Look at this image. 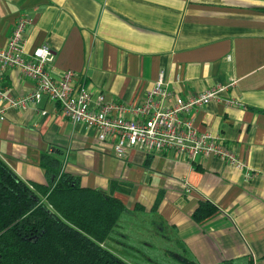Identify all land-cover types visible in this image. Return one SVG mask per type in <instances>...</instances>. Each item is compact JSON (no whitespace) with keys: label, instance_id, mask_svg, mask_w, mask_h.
Here are the masks:
<instances>
[{"label":"crops","instance_id":"0c3cea01","mask_svg":"<svg viewBox=\"0 0 264 264\" xmlns=\"http://www.w3.org/2000/svg\"><path fill=\"white\" fill-rule=\"evenodd\" d=\"M23 11L30 17L23 51L46 42L54 79L73 69L92 97L121 103L127 116H137L132 108L144 103L159 73L166 91L153 97L159 108L234 78L194 110V125L219 133L245 167L211 154L192 161L134 147L117 154L112 139H98L95 127L68 119L45 95L25 108L5 107L2 160L23 180L46 184L45 152L84 186L108 191L115 182L113 195L125 205L117 221L132 223L114 240L135 260L107 238L102 244L132 264L147 262L140 256L158 264H172L168 256L179 264H264V0H0V45ZM0 76L13 96L34 84L15 66ZM201 200L216 211L197 221L192 212ZM136 213L146 225L134 222Z\"/></svg>","mask_w":264,"mask_h":264},{"label":"built area","instance_id":"2783aa9c","mask_svg":"<svg viewBox=\"0 0 264 264\" xmlns=\"http://www.w3.org/2000/svg\"><path fill=\"white\" fill-rule=\"evenodd\" d=\"M29 21L27 12L17 15L6 43L0 45V71L15 66L34 84L27 92L13 96L7 93L0 76V118L5 107L25 108L45 95L59 103L61 113L68 119L95 127L98 139H112V150L117 154L124 153L128 147L145 152L169 151L187 161L211 154L239 168L245 167L219 133L198 130L194 125V110L218 99L220 92L235 82L234 78L188 97L177 96L170 106L159 108L153 97L166 92L159 73L144 103L132 108L137 116H127L121 103L105 99L102 93L92 97L85 84L76 83L73 69H64L60 77L54 79L50 74L54 52L46 42L38 43L25 53L21 43ZM224 101L230 105H243L235 97H224ZM245 175L250 176V171L245 170Z\"/></svg>","mask_w":264,"mask_h":264},{"label":"trees","instance_id":"16d2710c","mask_svg":"<svg viewBox=\"0 0 264 264\" xmlns=\"http://www.w3.org/2000/svg\"><path fill=\"white\" fill-rule=\"evenodd\" d=\"M40 164L46 184L23 180L0 157V264H132L102 244L125 210L116 183L108 191L84 186L49 153ZM215 211L201 200L192 217Z\"/></svg>","mask_w":264,"mask_h":264},{"label":"rangeland","instance_id":"374dc122","mask_svg":"<svg viewBox=\"0 0 264 264\" xmlns=\"http://www.w3.org/2000/svg\"><path fill=\"white\" fill-rule=\"evenodd\" d=\"M131 217L133 218V220H134V222H136L138 225L139 224H141L142 222H144V225H146V217H145V215H142V214H140V213H136L135 215H131ZM142 217H143V220H142ZM130 223H132V221H131V219H120L119 221H117V224L113 227V229H112V231L110 232V234H109V236L107 237V242H106V245H112V246H118L117 244H116V242H115V240H114V238H117L116 237V235H117V233H118V231H121V228H123V227H125L126 225H128V224H130ZM149 224V223H148ZM152 226V225H151ZM156 227H158L157 225H156ZM150 234L152 235V234H155L152 230L150 231ZM109 238H110V240H109ZM125 240L127 241V240H129V242H131V243H135L136 241H131V239H128L127 237L125 238ZM130 244V243H129ZM126 245H127V243H126ZM105 246V245H104ZM120 246V245H119ZM118 246V247H119ZM107 247V246H106ZM121 247L122 246H120L119 248V250L122 252L123 251V253L124 254H126L127 255V257L129 258V260H135V259H133V255H131L132 254V252H130V249H128V248H126V250H127V252L128 253H126L125 252V249H121ZM110 249V248H109ZM112 250V249H111ZM113 251V250H112ZM144 255H146V254H144ZM136 258L138 257V255H134ZM142 259H143V261H147L146 263H141V262H139V261H137V262H134V263H139V264H158V261H160V260H158V261H149L148 259H147V257H142V256H140ZM167 261V263H172V264H179V262L177 261V260H174V258L173 257H171V256H168V259L166 260Z\"/></svg>","mask_w":264,"mask_h":264}]
</instances>
